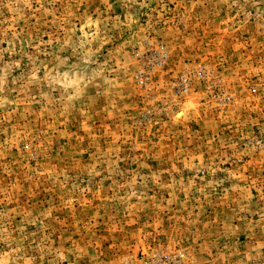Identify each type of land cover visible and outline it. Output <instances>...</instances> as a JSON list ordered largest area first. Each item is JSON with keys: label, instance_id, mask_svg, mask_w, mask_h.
<instances>
[{"label": "rangeland", "instance_id": "rangeland-1", "mask_svg": "<svg viewBox=\"0 0 264 264\" xmlns=\"http://www.w3.org/2000/svg\"><path fill=\"white\" fill-rule=\"evenodd\" d=\"M0 264H264V0H0Z\"/></svg>", "mask_w": 264, "mask_h": 264}, {"label": "bare ground", "instance_id": "bare-ground-1", "mask_svg": "<svg viewBox=\"0 0 264 264\" xmlns=\"http://www.w3.org/2000/svg\"><path fill=\"white\" fill-rule=\"evenodd\" d=\"M180 116V115H179Z\"/></svg>", "mask_w": 264, "mask_h": 264}]
</instances>
